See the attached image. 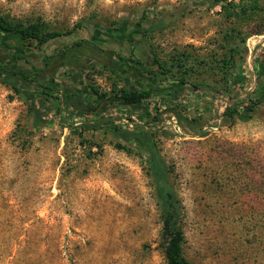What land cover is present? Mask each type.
Listing matches in <instances>:
<instances>
[{
	"label": "rangeland",
	"instance_id": "374dc122",
	"mask_svg": "<svg viewBox=\"0 0 264 264\" xmlns=\"http://www.w3.org/2000/svg\"><path fill=\"white\" fill-rule=\"evenodd\" d=\"M228 3L238 14L227 17L212 0H0L11 22L78 27L25 52L19 66L30 77L108 93L131 79L111 71L119 58L130 68L141 63L142 77L157 83L153 58L166 66L188 60L167 75L171 83L187 70L182 88L155 89L139 109L109 106L101 115L150 135L162 184L138 146L106 132L78 137L52 114L35 126L30 103L0 78V264H166L167 202L190 264H264V104L247 121L223 115L226 107L244 111L260 84L264 0ZM75 44L101 53L70 52ZM234 46L236 65L225 70L219 61Z\"/></svg>",
	"mask_w": 264,
	"mask_h": 264
},
{
	"label": "trees",
	"instance_id": "16d2710c",
	"mask_svg": "<svg viewBox=\"0 0 264 264\" xmlns=\"http://www.w3.org/2000/svg\"><path fill=\"white\" fill-rule=\"evenodd\" d=\"M214 5H219L222 11L230 17L238 14L237 7H234L230 12L231 6L228 0H212ZM245 9H240L243 14L254 10V6L249 5ZM232 14V15H231ZM137 27H140L137 24ZM78 27L75 25L71 30L62 33L59 31L45 30L41 25L21 22L14 23L0 16V78L6 80V84L24 100L28 101L33 110V124L38 126L50 114L59 118L58 125L62 129H68L71 134L82 137V132L91 130L94 132H106L112 135L119 141H124L134 146L140 147L143 154L149 159L150 167L153 175L159 184L164 183L165 169L160 161V157L156 155L152 149L151 137L145 132H135L130 130H122L113 125L112 122L104 120L101 115L104 114L107 108L118 107L121 109L143 107V103L148 101L152 96V91L158 89L160 93L170 95L173 87L182 88L186 85V81L182 78L187 76V70L179 72V79L173 80L171 83H166L170 79L167 75L172 70L187 69L186 60H177L169 63L168 66L163 65L157 59H152L150 64L157 68L158 75L163 79L157 83L155 79H144V67L141 63L135 62L139 68H130L125 64V59L119 58L117 63L118 68H112L111 71L116 73L121 80H128L136 83V86L129 87L130 81L120 89L113 87L108 93H100L93 86H85L84 89L76 88L73 85L58 83L54 80L55 76L45 75L41 79L39 73L30 77L19 66L20 62L25 61V52L31 48H39L47 42L56 38L70 35ZM115 35L123 37L119 29H114ZM112 31V32H114ZM142 36V35H141ZM139 40H142L139 37ZM237 47L229 48V58L219 61L221 68L229 70L232 65H236L234 54L237 53ZM70 52H83L100 54L101 51L89 44H75ZM132 53H134L132 51ZM61 57V56H59ZM183 57V56H182ZM115 59V58H114ZM113 59V60H114ZM258 74L260 84L253 88L247 97L245 110L229 111L226 107L223 111L224 116L229 118L237 117L240 121H247L251 118L254 110L261 104H264V54L258 62ZM66 67V66H65ZM64 67V68H65ZM142 67V68H141ZM63 69L66 74L73 73L70 69ZM114 69V70H113ZM76 75L82 74L83 69H76ZM40 73L42 71H39ZM136 74L138 78H135ZM152 74V73H150ZM156 77L157 74H152ZM140 76L142 77L140 79ZM50 83L53 86H50ZM163 84V85H162ZM57 86L58 89L53 88ZM195 89H199L196 85H191ZM177 116H179L177 114ZM74 118H83L79 125H74ZM90 118V119H88ZM165 189H160L164 192ZM164 245V255L166 264H190L182 255V233L177 227V209L170 202H167L164 215L162 218V235Z\"/></svg>",
	"mask_w": 264,
	"mask_h": 264
}]
</instances>
